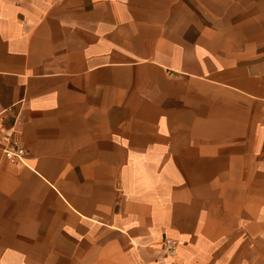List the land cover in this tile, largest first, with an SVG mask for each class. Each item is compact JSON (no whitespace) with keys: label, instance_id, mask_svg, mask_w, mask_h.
I'll return each instance as SVG.
<instances>
[{"label":"crops","instance_id":"0c3cea01","mask_svg":"<svg viewBox=\"0 0 264 264\" xmlns=\"http://www.w3.org/2000/svg\"><path fill=\"white\" fill-rule=\"evenodd\" d=\"M0 117V264H264V0H0Z\"/></svg>","mask_w":264,"mask_h":264},{"label":"built area","instance_id":"2783aa9c","mask_svg":"<svg viewBox=\"0 0 264 264\" xmlns=\"http://www.w3.org/2000/svg\"><path fill=\"white\" fill-rule=\"evenodd\" d=\"M0 153L4 159L12 164H22L27 157L26 150L17 143L12 132L7 133V135L3 137L0 131Z\"/></svg>","mask_w":264,"mask_h":264},{"label":"rangeland","instance_id":"374dc122","mask_svg":"<svg viewBox=\"0 0 264 264\" xmlns=\"http://www.w3.org/2000/svg\"><path fill=\"white\" fill-rule=\"evenodd\" d=\"M231 236H232V238H235L236 236H239V235H237V234H232ZM260 241H261V242H264V234H261V235H260Z\"/></svg>","mask_w":264,"mask_h":264}]
</instances>
